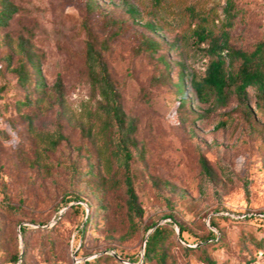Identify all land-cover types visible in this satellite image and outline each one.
Here are the masks:
<instances>
[{
  "label": "rangeland",
  "instance_id": "1",
  "mask_svg": "<svg viewBox=\"0 0 264 264\" xmlns=\"http://www.w3.org/2000/svg\"><path fill=\"white\" fill-rule=\"evenodd\" d=\"M6 1L17 10L0 26V178L7 202L18 210L9 215L0 206V264H10L14 252L24 264H135L129 258L141 254L147 234L142 225L152 222H167L174 230L167 247L170 264H205L202 251L213 264H264V99L248 91L244 100L232 96L225 106H212L197 101L184 80L191 98L188 109L178 105L173 83L181 66L196 79L203 76L209 36L224 32L230 46L243 50L264 38V0H126L136 7L138 18L102 56L141 148L142 156L131 162L143 210L135 227L129 224L122 188L114 186V172L105 173L98 163L97 176L71 183L58 164L69 161L85 168L97 161L104 146L103 117L95 110L97 97L89 94L83 61L85 0ZM96 2L110 16L126 17L121 0ZM97 16L91 13L87 22L99 40L103 33L96 26ZM200 28L208 31L202 41L195 35ZM138 32L157 40L159 48L137 52ZM20 40L30 46L39 66L44 83L39 91L21 86L4 65L8 55L15 66ZM57 74L61 106L51 92ZM27 95L37 101L21 104L18 100ZM57 135V145L49 149L48 140ZM196 144L213 167L221 158L238 177H245L248 195L239 181L217 185L219 199L209 189L200 192ZM151 180L169 195L172 206L155 197ZM75 204L83 215L73 211ZM171 218L182 227V240ZM19 226L25 228L23 235Z\"/></svg>",
  "mask_w": 264,
  "mask_h": 264
},
{
  "label": "trees",
  "instance_id": "2",
  "mask_svg": "<svg viewBox=\"0 0 264 264\" xmlns=\"http://www.w3.org/2000/svg\"><path fill=\"white\" fill-rule=\"evenodd\" d=\"M122 8L126 14L125 18H114L106 11H102L96 0H85L84 10L85 17L82 21L84 31L83 39V61L88 77L89 94L91 97H97L95 100V110L103 117V127L105 132L103 150L97 151V161L87 162L85 168H79L73 162L65 161L58 163L68 172V178L71 183L76 182L80 178H88L97 176L94 165L98 163L103 165L105 173H113L116 176L113 179L114 186H120L125 196L124 206L127 213L129 224L133 227L141 224L143 210L137 200L134 191L131 173V162L135 157H141V148L136 144L134 138L135 125L131 118H127L124 114L119 95L110 79L106 63L102 53L109 48V45L125 35L131 30L132 23L138 18V10L136 7L126 0H121ZM17 10L16 7L8 3L6 0H0V26L5 25L12 13ZM97 13L96 26L102 31L103 35L98 40L93 34L87 17L91 13ZM227 23L230 24L233 12L229 8L226 10ZM149 32L156 30L151 23L147 24ZM199 41L205 40L208 31L200 28L195 32ZM138 41L136 46L137 52H153L159 48L157 40L151 39L145 34L138 32L135 34ZM206 53L208 54V62L204 68L203 76L196 79L192 73H185L181 66L176 72L174 89L177 93L178 105H186L191 109L188 95V89L191 95L199 102H208L212 106L223 107L227 104L230 97L234 96L238 100H244L251 92L256 99H264V38L255 41L249 49H238L230 46L226 39L225 33L221 32L218 36H209ZM18 57L15 66H10V56L5 55L3 58L4 65L10 69L16 76L19 84L29 91L41 90L44 87L43 78L40 69L34 59V54L30 46L24 41L16 43ZM30 76L34 78L31 79ZM186 76V79H185ZM188 89L185 87V82ZM3 92V86H0V97ZM53 101L61 106L63 102L62 81L59 74L51 85ZM28 94V92H26ZM21 104L29 106L37 100L27 98L18 100ZM200 117L201 114L194 115ZM223 126V122L219 124ZM1 133V132H0ZM60 136L48 140V148L54 149L59 141ZM197 153L199 191L205 193L209 189L211 195L219 199V189L217 185L232 184L236 181L240 182L244 196L248 195V180L245 177H238L231 166L223 159L217 158L214 167L208 162L201 152L200 146L195 145ZM154 187L155 197L167 206H172V201L168 194H164L156 180H151ZM165 186H169L168 182H162ZM98 188H100L98 186ZM174 187L171 186V190ZM105 191V190H104ZM0 194L2 210L14 215L18 207H14L7 202L8 194L6 186L0 178ZM97 195V193H95ZM179 197L183 195L182 191L177 192ZM79 195L74 198L79 199ZM99 209L105 207L99 203L96 204ZM73 211L83 215V208L78 204L73 206ZM93 212L98 209H93ZM167 217H171L169 214ZM87 218V214L85 219ZM264 219V216L260 217ZM86 222V220H84ZM171 222L175 223L171 218ZM209 225L214 226V222L209 221ZM177 238L182 240V227L176 224ZM19 232L23 235L24 226L18 227ZM142 232L146 233L143 239L142 251L139 258H129V261L135 264L145 262H154V264H170L171 259L167 253L169 239L173 237L174 230L171 224L167 222H152L148 225H142ZM207 235H212L208 231ZM184 249H188L183 247ZM201 259L205 264H213L212 259L204 251H202ZM111 259L115 257L109 256ZM119 259V258H118ZM10 264H24L22 257L17 252L10 254L8 260ZM138 261V262H137Z\"/></svg>",
  "mask_w": 264,
  "mask_h": 264
}]
</instances>
